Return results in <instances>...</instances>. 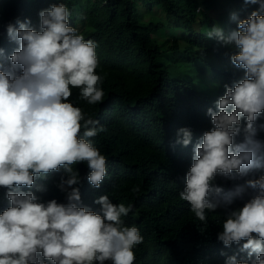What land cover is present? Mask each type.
I'll return each mask as SVG.
<instances>
[{
    "label": "clouds",
    "instance_id": "clouds-1",
    "mask_svg": "<svg viewBox=\"0 0 264 264\" xmlns=\"http://www.w3.org/2000/svg\"><path fill=\"white\" fill-rule=\"evenodd\" d=\"M244 3L253 4L255 11L242 20L232 13L236 30L225 34L213 25L206 33L234 49L231 63L244 76L224 86L217 111L207 110L213 127L195 144L179 195L203 223L209 212L225 208L217 239L226 247L235 243L247 254V259L230 256L225 264H264V125L256 124L264 114V0ZM38 15L35 27L29 19L9 22L7 37L18 46L10 55H5L8 44L0 48V188L7 189L9 201L0 212V264H134V248L143 236L122 219L133 206L115 204L107 194L95 200L99 211L84 206L81 177L73 167L85 164L95 188L108 175V158L89 139L104 126L69 100L78 89L89 105L103 102L97 44L70 26L71 12L64 3ZM177 137L176 143L188 146L193 133L184 127ZM61 169L58 187L66 193L65 203L43 202L33 191L22 190ZM252 171L258 178L229 191L214 183L217 176L236 181ZM36 189L45 190L42 185ZM249 191L242 207H230Z\"/></svg>",
    "mask_w": 264,
    "mask_h": 264
},
{
    "label": "trees",
    "instance_id": "trees-1",
    "mask_svg": "<svg viewBox=\"0 0 264 264\" xmlns=\"http://www.w3.org/2000/svg\"><path fill=\"white\" fill-rule=\"evenodd\" d=\"M59 3L71 12L70 26L97 44V72L104 78L102 103L89 105L78 89L69 98L105 128L89 138L108 158V175L100 187L88 182L90 170L85 164L73 165L81 177L82 204L99 211L95 200L107 194L115 204L133 206L122 219L125 226L138 227L143 236L134 248V264H225L233 255L247 259L239 245L226 247L217 239L225 208L209 212L203 223L179 194L195 144L213 127L207 110L217 111L215 102L224 95V86L244 76L231 63L234 49L207 38L206 33L213 25L225 34L236 30L231 14L246 19L248 11H255L253 4L244 0H0V48L7 44L9 48L5 55L18 46L7 37L9 22L29 19L38 26L39 12ZM257 123L264 125V114ZM184 127L193 133L188 146L176 143L177 132ZM62 175V169L50 173L37 178L32 189L22 190L33 191L43 202L65 203L66 193L58 187ZM250 178L258 177L252 171L236 181L217 176L214 183L229 191ZM36 185L45 190L37 191ZM6 192L0 188V212L9 206ZM249 194L235 198L230 207H242Z\"/></svg>",
    "mask_w": 264,
    "mask_h": 264
}]
</instances>
